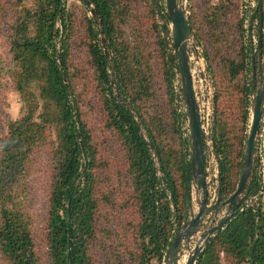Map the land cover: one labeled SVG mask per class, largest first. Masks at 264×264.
<instances>
[{
    "label": "trees",
    "instance_id": "1",
    "mask_svg": "<svg viewBox=\"0 0 264 264\" xmlns=\"http://www.w3.org/2000/svg\"><path fill=\"white\" fill-rule=\"evenodd\" d=\"M139 1H82L95 6L110 42L112 79L99 30L84 6L7 0L8 68L21 108L6 123L0 143V264H164L188 216L190 142L182 124L186 114L176 102L178 66L153 0L146 21L137 13ZM196 9L189 0L190 26L214 87L216 149L227 198L238 182L245 137L244 129L236 133L234 106L225 100L240 94L245 124L249 47L239 0ZM80 36L89 73L82 85L73 54ZM81 86H91L92 100ZM90 109L94 120L87 118ZM100 123L104 137L97 141L93 128L100 133ZM108 143L105 158L100 147ZM40 151L48 163L45 214L36 231L29 195L32 161ZM261 189V174L254 170L243 204L206 243L196 264H264V196L249 201Z\"/></svg>",
    "mask_w": 264,
    "mask_h": 264
},
{
    "label": "water",
    "instance_id": "2",
    "mask_svg": "<svg viewBox=\"0 0 264 264\" xmlns=\"http://www.w3.org/2000/svg\"><path fill=\"white\" fill-rule=\"evenodd\" d=\"M67 1V0H63ZM83 1V0H81ZM159 23L162 24L163 37L167 47L173 45L171 58L176 62L179 92L181 94L184 111L187 118L190 150V179L191 191L188 201V216L178 227L164 257V264H196L206 243L220 231L244 202L252 173L259 166L261 143V126L264 116V59L262 47L264 45V0H258L256 13L258 16V76L259 85L256 87V65L253 62L254 78L249 109V124L242 153L241 168L238 182L234 191L222 200V175L219 166V157L210 129L203 128L200 109L195 92L192 75V60L196 58L202 68L210 90L213 84L208 70L206 59L198 45L191 26L189 0H153ZM91 17L99 30V39L110 65L112 79L115 76L113 51L105 35L98 11L93 4H88ZM167 20V21H166ZM253 22H251V26ZM252 46L254 39L251 37ZM60 62V58H59ZM112 85L115 86L114 82ZM212 101L214 94L211 93ZM214 111V106L212 108ZM148 145L157 161V154L144 129L140 117L134 112ZM212 119L210 120V123ZM212 144L213 161L217 174L218 188L215 202H210L208 180L206 174V147L205 143Z\"/></svg>",
    "mask_w": 264,
    "mask_h": 264
},
{
    "label": "rangeland",
    "instance_id": "3",
    "mask_svg": "<svg viewBox=\"0 0 264 264\" xmlns=\"http://www.w3.org/2000/svg\"><path fill=\"white\" fill-rule=\"evenodd\" d=\"M2 2V5H0V143L1 140L4 137L5 133V127L6 123L9 119L17 118L20 115V108L21 103L19 101L18 93L13 88L12 83V77L9 72V65L11 61V53H10V46L8 41V25L5 23V17L7 22V13H9V3L7 0H0ZM217 0H193V4L196 5V10L201 11L204 10L207 5L210 3H216ZM69 7H76V6H84L85 10L87 11V15L91 17L90 9L83 4L81 0H67ZM138 9L137 13L140 16L141 21H146L147 15L149 16V10L152 7L150 0H140L138 2ZM189 6V2H188ZM78 11H82L81 9H78ZM141 16H144V20L141 19ZM167 21V20H166ZM151 22L148 21V26ZM161 24V23H160ZM162 25V24H161ZM82 38L81 36L77 39L78 45L76 46L73 54L74 58L76 60V64L78 68H80V76L78 81L80 82V85H82L83 82H88V75L87 72V60L84 59L85 54L87 52V47L82 44ZM154 41V38L147 39V42L149 44L150 51H154L155 44L150 42ZM200 46V45H199ZM201 47V46H200ZM153 49V50H152ZM168 53L171 54L174 50L173 45L167 47ZM202 53L203 49L201 47ZM155 60V56L152 57V61ZM95 86V85H94ZM83 86H81V90L83 91ZM91 86H88L86 89H84V94H87L88 91H90ZM91 96H94L92 93H88L86 97H88V100H92ZM226 98V97H224ZM230 102L229 104H233L234 110L232 109L233 115L237 118V120H234L235 123V131L237 134H242L244 129V137L246 139L247 131H248V124H249V118L245 124H242L241 118H240V108H241V96L238 94L237 96L232 95V97L227 101L225 100V103ZM182 106V105H181ZM85 107V106H84ZM86 108L88 109V105L86 104ZM231 108V107H230ZM250 109V107H249ZM93 112L92 109L88 110V116L90 113ZM94 113V112H93ZM91 120H94L93 117H91ZM99 121V119H98ZM100 125V133L99 128H93L94 135L96 137V140H101L104 136L101 133L102 129V123ZM184 130V129H183ZM245 143V142H244ZM110 144H107V147H104L105 145H101L100 151L101 154L105 158H108V151L111 149L109 146ZM210 154L209 147L207 149V155ZM34 160L32 161V175L30 178V188L31 192L29 195V199L31 200V212L33 215V218L35 219V226L36 231L39 229L40 225L43 223L41 222L42 218L45 214V203H46V189H45V182H46V168H47V155L45 152L40 151L37 152L34 155ZM242 160V157L240 161ZM241 168V167H240ZM240 171V169H239ZM239 173L237 174L236 178H239ZM206 174H207V180H208V190H209V198L210 202L214 201L216 193H217V174L215 171V165L214 161L211 158V154L208 157L207 163H206ZM117 210V209H116ZM36 234V250L39 253L40 256L44 255V249L41 246V243L39 241L38 233Z\"/></svg>",
    "mask_w": 264,
    "mask_h": 264
},
{
    "label": "built area",
    "instance_id": "4",
    "mask_svg": "<svg viewBox=\"0 0 264 264\" xmlns=\"http://www.w3.org/2000/svg\"><path fill=\"white\" fill-rule=\"evenodd\" d=\"M258 7V0H239V11L242 17H244V28H245V38L248 42L250 38L252 37L254 39V42H256V36L254 34V31L251 29V22L254 17V14L256 13V9ZM192 75L194 79L195 84V92L196 97L200 109V115L202 118V125L204 130L209 129L210 127V120L213 118V101L211 97V93L214 94V87L212 91L210 90V87L208 83L206 82V79L204 77L202 68L198 64L196 58L192 60ZM176 92L179 94V97L177 98V108L180 112H184V105L182 103L181 94L179 92V83H178V77L177 81L174 84ZM182 105V106H181ZM206 120V124L203 122ZM183 129L188 133L187 128V118L182 120ZM260 154H259V172L261 174L262 178V184L264 183V116L261 126V143H260ZM260 196H264L263 189L259 191L258 194L253 196L249 201L252 203L253 201L257 200Z\"/></svg>",
    "mask_w": 264,
    "mask_h": 264
},
{
    "label": "flooded vegetation",
    "instance_id": "5",
    "mask_svg": "<svg viewBox=\"0 0 264 264\" xmlns=\"http://www.w3.org/2000/svg\"><path fill=\"white\" fill-rule=\"evenodd\" d=\"M252 22H253V25L251 26V29H252V31H254V34L256 36V42H255L254 46H252L251 38L248 42L246 41L248 44V47H249V49H248V53H249V57H248V61H249V63H248V68H249L248 69V77L249 78H248V80H249V83L248 84L250 86V94H249L250 99H251V94H252V86H253V78H254V70H253V62L254 61H255V65H256V74H255L256 75V77H255L256 87H258V85H259V76H258V61H259V59H258V53H259V49H258L259 34H258V31H259V27L258 26L259 25H258L257 13L254 14ZM263 43H264V40H263ZM262 55H263V59H264V45L262 47ZM263 67H264V63H263ZM213 104H214V101H213ZM213 116H214V111H213ZM203 122L205 123L206 120H204ZM209 129L214 136V142H215V146H216V137H215V130H214V118H212V122L210 123ZM205 147H206V151L209 147L211 158L213 159L212 144L206 142ZM210 154L207 155V153H206V163H207V160H208V157L210 156ZM254 170H257L259 172V166ZM217 188H218V185H217ZM216 195H217V193H216ZM223 199H225V198L222 196V200ZM215 200H216V196H215L214 202H215Z\"/></svg>",
    "mask_w": 264,
    "mask_h": 264
}]
</instances>
